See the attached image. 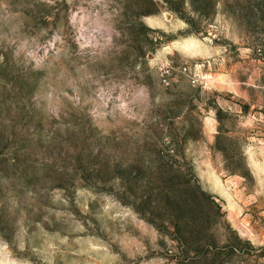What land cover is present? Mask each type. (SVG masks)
<instances>
[{"label": "rangeland", "instance_id": "rangeland-1", "mask_svg": "<svg viewBox=\"0 0 264 264\" xmlns=\"http://www.w3.org/2000/svg\"><path fill=\"white\" fill-rule=\"evenodd\" d=\"M166 2L0 0V264H264V0Z\"/></svg>", "mask_w": 264, "mask_h": 264}, {"label": "trees", "instance_id": "trees-1", "mask_svg": "<svg viewBox=\"0 0 264 264\" xmlns=\"http://www.w3.org/2000/svg\"><path fill=\"white\" fill-rule=\"evenodd\" d=\"M164 2H166V0H163ZM167 3V2H166ZM151 4H153V6L155 7V10H153L152 12H151V14H154L155 13V11H156V4L154 3V2H152L151 1ZM170 10H172L173 12H175L176 14H178V15H180V17L182 18V19H184L190 26L192 25V23L190 22V20L189 19H187V18H184L183 16H182V14L180 13V11L177 9V8H175V7H170ZM141 27H143L144 29H145V31H150L148 28H146V27H144V26H142L141 25ZM214 201H216V200H214ZM240 242V241H239ZM245 245H247L249 248H251V245L249 244V243H246Z\"/></svg>", "mask_w": 264, "mask_h": 264}, {"label": "bare ground", "instance_id": "bare-ground-1", "mask_svg": "<svg viewBox=\"0 0 264 264\" xmlns=\"http://www.w3.org/2000/svg\"><path fill=\"white\" fill-rule=\"evenodd\" d=\"M193 48H194V45L192 42H187L184 45V50H186V52H192Z\"/></svg>", "mask_w": 264, "mask_h": 264}, {"label": "built area", "instance_id": "built-area-1", "mask_svg": "<svg viewBox=\"0 0 264 264\" xmlns=\"http://www.w3.org/2000/svg\"><path fill=\"white\" fill-rule=\"evenodd\" d=\"M183 72L187 74V73H188L187 68H185ZM190 80H191V83H192L193 85H196V84H197V80H196L195 78H190Z\"/></svg>", "mask_w": 264, "mask_h": 264}]
</instances>
